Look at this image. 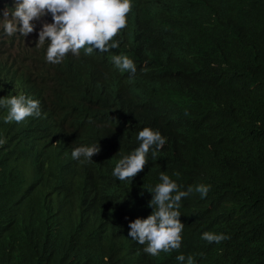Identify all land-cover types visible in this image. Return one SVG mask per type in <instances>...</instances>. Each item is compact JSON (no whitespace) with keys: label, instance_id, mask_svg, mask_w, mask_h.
<instances>
[{"label":"trees","instance_id":"obj_1","mask_svg":"<svg viewBox=\"0 0 264 264\" xmlns=\"http://www.w3.org/2000/svg\"><path fill=\"white\" fill-rule=\"evenodd\" d=\"M14 6L0 0V97L37 99L41 116L5 124L0 108V264H182L181 253L264 264V0H132L118 48L60 64L46 61L47 41L36 46L39 31L4 32ZM117 55L136 72H121ZM144 127L166 143L120 181L115 164ZM96 143L91 161L72 158ZM162 171L181 190H210L182 198L181 247L153 257L129 223L151 214L147 189Z\"/></svg>","mask_w":264,"mask_h":264},{"label":"clouds","instance_id":"obj_2","mask_svg":"<svg viewBox=\"0 0 264 264\" xmlns=\"http://www.w3.org/2000/svg\"><path fill=\"white\" fill-rule=\"evenodd\" d=\"M132 11V0H15L11 12H3V29L8 36L19 33L27 37L35 30L34 21L41 20L51 14L52 22H43L39 30L36 46L47 41L46 61L60 64L71 53L79 57L91 55L94 49L107 52L118 48L115 39L127 26V16ZM115 66L121 72H136V65L128 56L113 57ZM0 108L6 109L3 117L5 124L20 123L29 117H40V101L32 97L11 95L0 97ZM137 140L141 143L133 152L118 160L112 175L120 181L130 180L148 164V154L156 158V152L166 143L162 134L150 127L139 131ZM6 139L0 138V146ZM101 151L98 143L92 146L74 148L71 155L80 163L89 162ZM179 176V173H175ZM160 183L147 189L152 193L148 206L152 212L147 218H136L129 223L128 236L141 245L143 251L150 256H158L161 252L169 253L179 250L182 244L184 223L181 222L179 211L182 198L188 197L193 191L205 198L210 190L207 185H197L195 189L188 187L181 190L176 181L165 172L160 173ZM208 243H220L230 237L220 233L204 232L201 237ZM180 262L195 264L193 256L187 258L181 253L176 257Z\"/></svg>","mask_w":264,"mask_h":264},{"label":"rangeland","instance_id":"obj_3","mask_svg":"<svg viewBox=\"0 0 264 264\" xmlns=\"http://www.w3.org/2000/svg\"><path fill=\"white\" fill-rule=\"evenodd\" d=\"M44 18H45V17H43L41 20L34 21V24H35L36 27H35L34 32L31 33L32 35H35V34L38 33V31L40 30V28H41V26H42V24H43V22H44Z\"/></svg>","mask_w":264,"mask_h":264}]
</instances>
